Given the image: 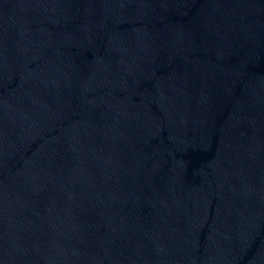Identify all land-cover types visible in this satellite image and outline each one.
Masks as SVG:
<instances>
[{"label":"water","instance_id":"95a60500","mask_svg":"<svg viewBox=\"0 0 264 264\" xmlns=\"http://www.w3.org/2000/svg\"><path fill=\"white\" fill-rule=\"evenodd\" d=\"M0 264H264V0H0Z\"/></svg>","mask_w":264,"mask_h":264}]
</instances>
